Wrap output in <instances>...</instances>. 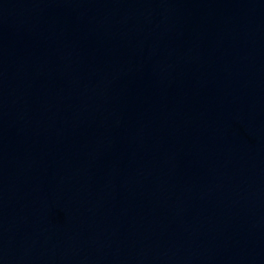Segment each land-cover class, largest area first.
Listing matches in <instances>:
<instances>
[{
  "label": "water",
  "instance_id": "1",
  "mask_svg": "<svg viewBox=\"0 0 264 264\" xmlns=\"http://www.w3.org/2000/svg\"><path fill=\"white\" fill-rule=\"evenodd\" d=\"M0 264H264V0H0Z\"/></svg>",
  "mask_w": 264,
  "mask_h": 264
}]
</instances>
